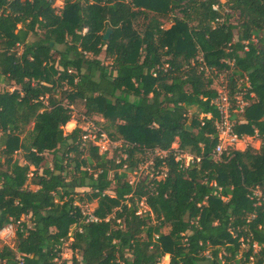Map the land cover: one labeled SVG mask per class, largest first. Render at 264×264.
<instances>
[{
    "label": "trees",
    "instance_id": "trees-1",
    "mask_svg": "<svg viewBox=\"0 0 264 264\" xmlns=\"http://www.w3.org/2000/svg\"><path fill=\"white\" fill-rule=\"evenodd\" d=\"M55 2L0 0V229L27 218L0 264H55L70 232L60 264H264L253 196L264 194V0ZM203 66L227 73L231 95L248 79L234 131L257 136L258 149L214 158L216 92ZM76 103L113 129L111 156L82 144L81 128L64 132ZM156 149L166 156L130 184ZM85 202L99 222H83Z\"/></svg>",
    "mask_w": 264,
    "mask_h": 264
},
{
    "label": "built area",
    "instance_id": "built-area-1",
    "mask_svg": "<svg viewBox=\"0 0 264 264\" xmlns=\"http://www.w3.org/2000/svg\"><path fill=\"white\" fill-rule=\"evenodd\" d=\"M214 10H217V6H213ZM223 19L219 18L216 19L215 23H222ZM246 50V48H245ZM202 60L200 59V62ZM206 76L209 77L212 80V88L216 92V96L211 101V104L215 108L217 112V119L214 123V130L218 137V143L213 151L214 158H217L222 152L227 150H236L237 146L240 144H243L245 141L244 135H238L234 131L235 126V117L242 114L244 109L248 106V100L246 99V95L248 93V90L250 89V85L248 82V79L245 76H242L240 78L236 79V87L235 92L233 95L230 93V81L227 77V73L225 71L218 72L215 69H209L205 66L202 67ZM15 89V87L13 88ZM249 97H253V95H249ZM43 103H46V99H42ZM92 131L86 129L82 130V144H91L92 146H95L98 148V152L100 154L108 153L110 154L112 152V149H116L121 147V142L119 144L117 141H113L107 133H105L100 128L96 129L93 127H90ZM91 134H93V138H91ZM173 147V146H172ZM177 150V145L175 148ZM166 156L165 151H160L158 149L153 151H147L146 157L149 161H152L155 157L163 158ZM123 158H126V156H123ZM186 158L188 160L186 161ZM176 160H182L185 165H187L191 160L192 157L183 154L180 151H176ZM153 162V161H152ZM165 170L160 169L156 174H158V177H164L165 176ZM160 178V177H159ZM132 184L133 182H130ZM253 196L256 198H260L261 202L264 203V194L262 195L258 190L253 192ZM252 196V197H253ZM142 205V204H141ZM81 213L83 215V222L84 223H96L100 220L93 216L92 210L88 211L87 209H82ZM25 220L21 219L19 221H10L6 225H4L0 229V243H3L4 245L10 246L9 243L12 242V240L15 238V235L19 231H24V224ZM27 227L30 228V224L27 222ZM72 234H69V237L66 241H64V246H66V243L70 244L72 241ZM67 244V245H68ZM252 248L254 250L258 249V246L256 243H253ZM63 260H66V256L61 254V259L55 260V264H60ZM252 260V258H250Z\"/></svg>",
    "mask_w": 264,
    "mask_h": 264
},
{
    "label": "rangeland",
    "instance_id": "rangeland-1",
    "mask_svg": "<svg viewBox=\"0 0 264 264\" xmlns=\"http://www.w3.org/2000/svg\"><path fill=\"white\" fill-rule=\"evenodd\" d=\"M127 1V0H126ZM54 6L57 8V9H60L62 7V0H56ZM237 19H238V16L237 15H233L230 19L231 22L235 23L237 22ZM170 23H165V27H169ZM100 58H103V56H100ZM228 76V75H227ZM5 84L3 82L0 83V90H2L4 88ZM14 87H12L11 89L13 90ZM248 103H250V100L248 99ZM76 105V107H75ZM74 105V110H73V113H72V120L69 122V124L67 125V127H64V132L65 133H70L74 128L76 127H79L81 128L82 130H90L92 131V129L90 127H93V128H100L101 130H103L105 133L107 132H113V129L109 127V123L100 115H93V116H86L84 114V108L79 104V103H76ZM194 109H191L189 110V113L190 112H193ZM243 114H240L238 116H236L234 119L235 121H238V120H241L242 117H243ZM66 126V125H65ZM31 128V126H30ZM91 138H93V134H91ZM257 138H254L252 139V143L253 144H257ZM117 143L119 144V142L117 141ZM176 147V144L173 145V148ZM113 149H112V152L108 155V156H111V154L113 153ZM123 156H126L125 154H123ZM143 156L145 155H142V156H137V158L143 160ZM146 157V156H145ZM14 160H17L19 163H23L22 161V155L21 153H16L14 154ZM51 160H52V155L51 154H46L45 155V164L47 166H51ZM188 160V158H186V161ZM0 162H3V158L0 154ZM150 166H153V162L152 161H149V160H146V162L142 165H140L136 170H134L133 172L129 173L128 174V180L130 182H135L136 179H138L140 176H145L148 172H150V170L148 169ZM159 178V177H157ZM160 178H162L160 176ZM77 192L81 193V192H85L87 191V189H84V188H80V189H76ZM82 209H87L88 211L90 210H93L94 207H95V203H87L85 202L83 205H81ZM147 211V208L143 205L140 206V209H139V213H145ZM24 220H27V218H23ZM73 230V228L71 229V231ZM169 232V228H164L162 230V233L164 234H168ZM71 233V232H70ZM67 244L66 243V246H63V251H62V254L64 256H66V259H70V255H71V252L70 250L67 248ZM4 244L3 243H0V247H2ZM9 245L11 247H13L14 245V239L12 240V242L9 243ZM246 247L245 245L242 246V248ZM169 262V256H164L160 262V264H168Z\"/></svg>",
    "mask_w": 264,
    "mask_h": 264
},
{
    "label": "crops",
    "instance_id": "crops-1",
    "mask_svg": "<svg viewBox=\"0 0 264 264\" xmlns=\"http://www.w3.org/2000/svg\"><path fill=\"white\" fill-rule=\"evenodd\" d=\"M244 137H245V141L243 142V144H240L239 146H237L236 150L243 151L248 144H251L256 149L260 147L261 141L257 136H253V137L244 136ZM254 138H257V142H256L257 144L252 143V139Z\"/></svg>",
    "mask_w": 264,
    "mask_h": 264
},
{
    "label": "water",
    "instance_id": "water-1",
    "mask_svg": "<svg viewBox=\"0 0 264 264\" xmlns=\"http://www.w3.org/2000/svg\"><path fill=\"white\" fill-rule=\"evenodd\" d=\"M111 32H112V28H107L106 29V31H105V33H104V35L102 37L103 41H107L108 40ZM50 45L52 46V43Z\"/></svg>",
    "mask_w": 264,
    "mask_h": 264
}]
</instances>
